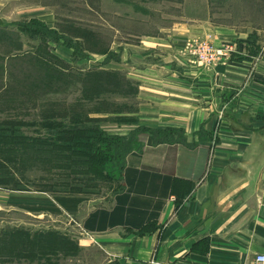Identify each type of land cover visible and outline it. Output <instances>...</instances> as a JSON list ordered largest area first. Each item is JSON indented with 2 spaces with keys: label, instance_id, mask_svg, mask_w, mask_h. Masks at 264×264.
<instances>
[{
  "label": "rangeland",
  "instance_id": "obj_1",
  "mask_svg": "<svg viewBox=\"0 0 264 264\" xmlns=\"http://www.w3.org/2000/svg\"><path fill=\"white\" fill-rule=\"evenodd\" d=\"M0 18L14 25L0 34V264H114L74 217L21 203L103 204L118 188L121 167L112 156L124 143L117 147L111 132L136 113L135 84L117 67L119 47L188 28L205 34L185 43L217 45L219 31L255 39L264 0H0ZM34 50L42 61L10 60ZM145 131H131V143ZM16 140L25 144L4 146Z\"/></svg>",
  "mask_w": 264,
  "mask_h": 264
},
{
  "label": "crops",
  "instance_id": "obj_2",
  "mask_svg": "<svg viewBox=\"0 0 264 264\" xmlns=\"http://www.w3.org/2000/svg\"><path fill=\"white\" fill-rule=\"evenodd\" d=\"M13 26L0 18L5 36ZM248 33H216L217 45L243 42L210 71L181 54L201 28L119 47L136 113L111 134L147 133L118 188L103 204L45 197L23 208L74 217L114 264H249L264 254V30L244 42Z\"/></svg>",
  "mask_w": 264,
  "mask_h": 264
},
{
  "label": "built area",
  "instance_id": "obj_3",
  "mask_svg": "<svg viewBox=\"0 0 264 264\" xmlns=\"http://www.w3.org/2000/svg\"><path fill=\"white\" fill-rule=\"evenodd\" d=\"M235 50V44L214 45L208 39H195L185 43L183 52L190 64L210 70L217 64L227 63ZM249 264H264V254L255 255Z\"/></svg>",
  "mask_w": 264,
  "mask_h": 264
},
{
  "label": "trees",
  "instance_id": "obj_4",
  "mask_svg": "<svg viewBox=\"0 0 264 264\" xmlns=\"http://www.w3.org/2000/svg\"><path fill=\"white\" fill-rule=\"evenodd\" d=\"M35 24H37V22H35ZM18 27L20 26V25H17ZM21 27V26H20ZM0 34H2L3 36H4V32H2V31H0ZM1 35V36H2ZM16 40H18L17 38H16ZM36 50V49H35ZM35 50L34 51H32V52H27V53H24V54H21V55H19V54H14L11 58H10V60L11 59H16V58H22V59H24V58H27V59H30V58H32V59H34V58H37V61H42L43 59H40V57L39 56H41V55H39L38 53H36L35 52ZM5 60V59H4ZM45 61V60H44ZM4 70H5V68L3 67V66H1L0 65V72H4ZM10 74L9 75H11V71L9 72ZM101 73H103V72H101ZM88 74H86V76H87ZM112 139H114V140H117V141H115L118 145H117V147L119 146V145H123V143H124V145H123V148H117L116 150H115V153H114V156H112L113 158H115V159H117L118 160V162L116 163L119 167H121V171H122V169H123V167H124V162H125V157H126V155L128 154V153H130V151H131V149L133 148V146H134V143H131V140L129 139V138H123V137H119V136H114V137H112ZM127 140V141H126ZM130 141V142H129ZM127 142V143H126ZM23 144H25V142L24 141H19V140H16V141H11L10 142V144H8L7 143V145L5 144L4 146L5 147H8V149L11 147V148H16V146H18L19 145V147H21V145H23ZM91 146H93V145H91ZM17 149V148H16ZM103 156H105V155H103ZM123 161V162H122ZM95 165L96 166H98V164H97V162L95 161ZM121 165V166H120ZM100 168H101V166H100ZM85 225V228H86V223L84 224Z\"/></svg>",
  "mask_w": 264,
  "mask_h": 264
}]
</instances>
